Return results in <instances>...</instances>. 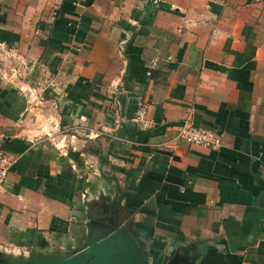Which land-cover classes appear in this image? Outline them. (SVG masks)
<instances>
[{
    "label": "crops",
    "instance_id": "0c3cea01",
    "mask_svg": "<svg viewBox=\"0 0 264 264\" xmlns=\"http://www.w3.org/2000/svg\"><path fill=\"white\" fill-rule=\"evenodd\" d=\"M154 1L0 0V250L72 249L96 211L154 263L264 264V0ZM188 115L218 148L170 144Z\"/></svg>",
    "mask_w": 264,
    "mask_h": 264
},
{
    "label": "water",
    "instance_id": "95a60500",
    "mask_svg": "<svg viewBox=\"0 0 264 264\" xmlns=\"http://www.w3.org/2000/svg\"><path fill=\"white\" fill-rule=\"evenodd\" d=\"M156 4L168 6L161 0ZM0 264H155L144 239L118 219L92 218L78 245L69 250L9 252L0 250ZM158 264H194L190 256L174 251Z\"/></svg>",
    "mask_w": 264,
    "mask_h": 264
},
{
    "label": "built area",
    "instance_id": "2783aa9c",
    "mask_svg": "<svg viewBox=\"0 0 264 264\" xmlns=\"http://www.w3.org/2000/svg\"><path fill=\"white\" fill-rule=\"evenodd\" d=\"M131 121L140 129H148L150 127V121L146 118V108L142 102L138 101L136 103ZM169 141L171 145L177 142H186L212 149L220 146L219 134L209 128L194 125L189 115L183 119L175 135ZM165 144L169 146V144ZM15 160L16 157L14 155L8 153L0 146V185L6 181Z\"/></svg>",
    "mask_w": 264,
    "mask_h": 264
},
{
    "label": "flooded vegetation",
    "instance_id": "af4514ba",
    "mask_svg": "<svg viewBox=\"0 0 264 264\" xmlns=\"http://www.w3.org/2000/svg\"><path fill=\"white\" fill-rule=\"evenodd\" d=\"M90 215H91V217L92 218H96V219H103V218H105V216L106 215H102L101 213L99 214L98 212H96V211H94L93 213L91 212L90 213ZM170 255V254H169ZM159 263V261H157L155 264H158Z\"/></svg>",
    "mask_w": 264,
    "mask_h": 264
}]
</instances>
